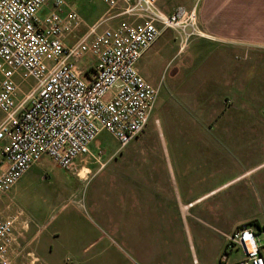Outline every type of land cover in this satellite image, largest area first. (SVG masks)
<instances>
[{
    "label": "rangeland",
    "instance_id": "rangeland-1",
    "mask_svg": "<svg viewBox=\"0 0 264 264\" xmlns=\"http://www.w3.org/2000/svg\"><path fill=\"white\" fill-rule=\"evenodd\" d=\"M65 1L88 25L108 14L101 0ZM119 19L107 20L99 29ZM167 31L170 58L164 57L160 65L163 71L157 105L143 132L125 147L132 153H120L116 160L102 154L100 162H90L93 169L88 177L75 179L47 157L53 165L45 166L47 174L39 180L34 169L30 170V177L27 175L22 185L28 180L37 182L35 190L25 195L39 202V207L50 215L65 203L79 206L82 198L89 204L96 201L103 211H108L109 180L116 184V191L120 184L129 183V200L142 198L147 205L143 210L148 216L147 236L142 245L148 259L153 257L159 264H223L227 253L224 235L235 224L248 221L264 226V46L245 45L242 51L230 52L236 61L243 58L244 81L250 86L249 92H231L234 87L227 83V74L241 69L223 61L222 55L227 52L222 47L204 60L206 52L194 44L193 37L182 44L177 31ZM189 104H221L222 113L227 111L233 119L245 113V104H256L260 117L258 137L234 140L236 124H231L235 132L228 136L213 130L204 118V108ZM99 139L103 152L113 146L108 132L102 131ZM94 152H98L96 147ZM102 164L105 169L94 173ZM119 165L125 166L127 172L113 171ZM52 199L58 204L51 205ZM131 202L126 222L135 226L133 216L140 211L138 203ZM19 208L18 215H28V204H20ZM112 215L120 226L113 238L123 246L125 214L116 207ZM238 257V250L228 256L229 260Z\"/></svg>",
    "mask_w": 264,
    "mask_h": 264
},
{
    "label": "built area",
    "instance_id": "built-area-1",
    "mask_svg": "<svg viewBox=\"0 0 264 264\" xmlns=\"http://www.w3.org/2000/svg\"><path fill=\"white\" fill-rule=\"evenodd\" d=\"M101 1L107 16L88 25L65 0H0L1 195L44 157L78 178L86 167L87 176L90 162L103 157L99 146L90 149L102 131L117 152L125 148L159 95L138 60L165 29L182 44L203 35L196 6L166 13L157 0ZM1 213L0 264H11L15 215ZM224 236L223 264H264V226L242 221ZM232 250L240 257L229 260Z\"/></svg>",
    "mask_w": 264,
    "mask_h": 264
},
{
    "label": "crops",
    "instance_id": "crops-1",
    "mask_svg": "<svg viewBox=\"0 0 264 264\" xmlns=\"http://www.w3.org/2000/svg\"><path fill=\"white\" fill-rule=\"evenodd\" d=\"M156 5L166 13H170L178 7L190 9L196 6L199 27L201 32L203 31V35L202 37L195 36L193 39L194 44L201 46L206 52L204 60L208 58V55H214L219 47H222L227 52V54L222 55L224 56L223 61L227 65L234 64L236 69L237 67L241 69L239 72L235 71V74L230 72L227 74V83L234 87L230 91H250L249 84L245 85L244 81L243 58L240 56L236 61L230 52H236L245 45L264 46V0H157ZM167 30L169 29L163 31L162 35L137 62V68L141 75L155 86H159L158 82L163 71L160 65L164 62V57L170 58V33ZM208 49L210 50L209 53ZM199 50L200 48L197 49V52ZM189 106L204 108V118H207V124L212 126L213 130L220 131L224 135L228 136L235 132V129L230 126L236 124L237 134L233 137V139L236 138L234 140H251L259 133L260 117L256 104H245L246 111L239 119H233L227 114V111L222 113L221 110L224 106L221 104H189ZM2 117L3 114L0 111V121ZM198 117L200 118L199 115ZM155 121L158 122L157 118ZM99 135L90 146L92 152L96 146L100 147ZM113 142L111 148L104 150L103 156L108 155L116 160L118 157L116 155L120 153H124L125 156L132 153L131 150H125V148L117 152L118 144L114 138ZM42 160L33 165L7 194L0 196L1 214L15 215V241L8 251L11 264H159L158 260L153 257L148 259L145 246L142 245V239L147 236L148 216L145 214L146 212L143 213L147 205L142 198H135L133 202L129 200V183L128 185L126 183L120 184L119 190L116 191V184L109 180L106 200L109 206L108 211L107 209L103 211V207L96 201L89 204L86 198H82L80 199L82 203L78 202L79 206L70 202V204L65 203L49 215L45 213L44 208L39 207L41 205L39 202H32L25 195L26 192L35 190L38 185L37 182L28 180L22 185L23 179L27 175L30 177V170L34 169V176L41 180V177L48 172L45 166L53 167L47 157ZM2 162L0 157V163ZM102 166L103 164L94 173L98 169H105V166ZM124 167L119 165L113 171L123 170L127 172ZM92 169L89 166L90 174ZM64 173L69 178L75 179L73 174L67 171ZM50 201L51 205L58 204L53 202L58 200L52 199ZM130 202L132 204L138 203L139 206L140 212L133 216L135 226L126 222ZM20 204L30 206L28 215H18L17 210L20 209ZM116 207L122 209L125 214V224L122 231L123 246L116 243L113 238L115 233L119 232L117 228L120 227L112 215Z\"/></svg>",
    "mask_w": 264,
    "mask_h": 264
},
{
    "label": "bare ground",
    "instance_id": "bare-ground-1",
    "mask_svg": "<svg viewBox=\"0 0 264 264\" xmlns=\"http://www.w3.org/2000/svg\"><path fill=\"white\" fill-rule=\"evenodd\" d=\"M85 172H86V168H82V169H80V171H79V175H80V176H83V177L86 178L87 176H86Z\"/></svg>",
    "mask_w": 264,
    "mask_h": 264
}]
</instances>
